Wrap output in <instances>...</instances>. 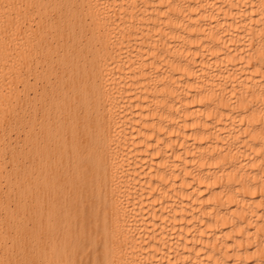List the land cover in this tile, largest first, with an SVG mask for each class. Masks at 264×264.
<instances>
[{
    "label": "bare ground",
    "instance_id": "6f19581e",
    "mask_svg": "<svg viewBox=\"0 0 264 264\" xmlns=\"http://www.w3.org/2000/svg\"><path fill=\"white\" fill-rule=\"evenodd\" d=\"M0 264H264V0H0Z\"/></svg>",
    "mask_w": 264,
    "mask_h": 264
}]
</instances>
